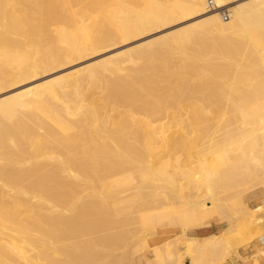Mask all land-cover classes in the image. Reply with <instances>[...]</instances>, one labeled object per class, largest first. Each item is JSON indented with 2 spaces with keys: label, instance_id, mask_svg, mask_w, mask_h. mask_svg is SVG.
<instances>
[{
  "label": "rangeland",
  "instance_id": "obj_1",
  "mask_svg": "<svg viewBox=\"0 0 264 264\" xmlns=\"http://www.w3.org/2000/svg\"><path fill=\"white\" fill-rule=\"evenodd\" d=\"M258 1L259 0H227V4L228 6L230 5L231 6L232 5H251V4L256 5L258 4ZM124 3H127V6L131 7L130 10L128 11V15L130 18L135 17L136 9H139V8L142 9L145 7V3H142L141 0H139L138 2L136 0H124ZM29 5H30L29 9L33 8V6L30 3ZM69 5L70 4L68 3V6ZM82 7L87 8L86 14L79 12L80 10H82L80 9ZM222 8L226 9L227 7H222ZM222 8L216 9V11L219 12L220 10H222ZM73 9H76V13H74L75 16L74 14L72 16L73 18H76L75 20L73 19L74 22L76 21L74 26L88 22V19H87L88 16L89 17L98 16L99 14L97 11H95L96 10L95 5L76 4V6L73 7ZM19 12L20 11H17V10L15 11L16 15H18L19 17V20L31 18V17H38V18L44 17L43 19L48 21L47 25L49 27L53 28L54 26L59 25L58 22L51 23L53 21L51 17L49 15L47 16V14H41L39 10L38 12L36 11V13H31L32 11L27 10V12L31 14L23 13L22 16L20 14L22 12L20 13ZM214 12H215L214 10H211L210 8H208V4H196L194 9H192L191 11L185 14L177 16L172 20L155 21L152 23H145L143 25H139L137 28H135L134 30L130 31L129 33L125 35H117L112 40H108L107 42L103 44H100L98 46H94L92 48L84 50L82 53L77 54V55L76 54L75 55L73 54L64 55V57L58 62L45 66L36 72H30L21 78H16V79L8 78L0 84V100H1L11 95H17L18 93H20L23 89L27 87L38 85L49 79H53L55 77H58L64 74L69 75L68 77L72 79L73 77L78 76V74H81L85 68L97 66V64L101 63L104 60L106 61L109 59H116V60L124 59L122 61L123 65L129 67L131 63L129 61L128 62L125 61L126 56H128L129 54H133V55L135 54V55H140V57H142V59L140 58L141 62L139 63V66L138 65H137L138 67L135 66L137 67V68L134 67L135 69L131 68L133 71H136V69H138L137 71H139L141 67L140 69L141 72L136 71L137 72L136 74H134L135 72H133L134 78L130 77L131 79L128 78V81H126L127 79L125 77L121 78L119 76H113V78H116V80L114 81V79H112V75H109V77L111 76L109 79L108 75L103 74L101 76V74H99L98 75L99 77H96L95 79H93L94 81L92 80L93 83L95 82V80H97L96 83H94V86H95L94 87L91 84L92 83L91 80L89 81L85 77H81L82 80L80 79V82L78 83L79 85L78 88L80 89V91L82 90L81 91V93L83 92L82 96L84 95L86 96V97L84 96L85 98L81 96L82 101L85 105L84 107L85 110L83 109L84 110L83 114L76 115V119L77 118L78 119L77 120L74 119V120L76 124L75 126L78 129L73 130L72 131L73 133L72 132L69 133V136L67 135L68 137L62 134L57 135V133L55 132L54 134L51 135L52 132H49L48 127L46 128V126L45 127L43 126V128L47 130L41 131L43 128L37 129L39 134L35 133L37 135L36 139L34 137L35 135L34 136L32 135V138L29 136L31 140H28V139L26 140L27 142L23 144L24 148L22 147L21 152H18L13 147V149L10 148V152L12 150L11 156L5 159L2 158V160L0 159V162L2 161V163L0 164H3L4 169L6 167H7L6 169L13 168L12 165L16 163L17 164L25 163V165H27V168L30 167L29 171H31L30 169L32 170L35 169L33 166H36V165L38 166L39 162H42L43 160H44L43 162L47 161L49 162V164H53V163H55V165L60 164L59 166H55L53 164V165H50L49 167L52 169H57V168H60V166L62 165H61V162H59L58 164V161L60 160H54L55 159L54 154H57V155L59 154L60 156L58 157L60 159L62 158L61 161L64 160L62 162L64 164V163L70 162L69 155L71 154L67 153L69 152V150L71 153H75L77 151L76 153L78 155L77 154L76 155L81 157L80 154H82L83 151L85 153L86 149H88L90 153H92L91 151L93 150H94L93 152L95 153L96 146H97V150L100 149L99 150L100 152L96 150V154L98 156L97 157L95 156V157L97 158V160L96 158L94 160H90L91 159L90 157L88 158L89 161L92 162V165L94 163L93 168L94 166L96 169L98 167L101 168V169L100 168L97 169V170L100 169L98 171L99 173L95 172L97 171L96 169L92 170L93 169L92 165L90 166L91 164L90 162L87 163L88 160L86 158L83 159V157H81V160H80L76 157V173H75L76 176H73L74 174H72V176L71 174H69L70 176H68V175H65V173L63 174L60 173L59 175H57V173H55L58 176V178H56L54 177V175H52L53 171L51 172L52 174H50V172H48L47 170L46 171L43 170L40 173L37 171L38 175L37 174L35 175L36 172L33 170L32 172H34L33 173L34 175H31L32 173H30L31 181H29L30 178L29 176H27L28 178L27 177L23 178V180L25 179L24 180L25 183H23V180L21 179L20 183L17 185V187L21 185L23 186V188L27 186V188L26 187L24 188V190L26 189L28 190L27 192L22 190L23 189L22 188V189H19L20 191L22 190L19 196L16 195V198L19 199L20 202L25 201L24 203H21V206L23 207L41 209V211L43 209V211L45 212L47 211L48 213L47 215L49 214L52 215V219L55 218L56 216L61 217V215H63L62 217H64L67 209H68V212L72 211V214L71 212L70 214L66 212L65 217L69 216L68 217L69 219L67 222H65L66 223L65 225L68 227L73 226V225L76 226V242H73V243L71 242V244H66V243H62L61 241L59 242L57 241V243L54 244L55 246L53 247H55L54 249H58V246L59 248L61 246V249L56 250L58 251L59 255H61V252H62V256H64V254L65 255L67 254L66 256L69 257L70 256L68 255L70 253L69 251H71V249L72 250L76 249L75 251L71 252L72 255L70 256L71 258L73 255L76 254V257L73 256L71 258V259L76 258V264H145L146 260L148 258H151L150 256V252H151L152 258L151 260L147 261V264H164L162 256L160 257L159 255V257L157 258L156 256H154L155 253L157 252L161 254L162 247L166 243H169L172 246L174 251L177 245H182L184 243L186 238L182 237V235L180 234V229L177 226H171V225L152 226L147 229L140 227L137 221L138 212H142V210L143 212L152 210L156 207L155 205L156 203L160 204L163 202L182 201L187 206H190L194 204L195 201L200 202V201L207 200V196L205 195L203 191V185L200 183V181L195 179L196 177L195 176V171H196L195 161L197 160V158L187 157L186 148L188 146H192L193 143H197L200 145L198 154L200 155L206 154L207 152H210L213 149H215L217 146L223 144L225 140L233 138L234 135L235 136L237 135L233 128L234 125H236V123L231 124L232 123L231 119L237 115L239 118L242 117L244 121L246 120V122L249 125H251V122H253L254 119L257 118V115L261 114L262 111H264V96L259 95V94L251 95L250 98L239 100L238 103H240L239 104L240 106H238L236 100L235 101L231 100L232 98L231 96H233L232 92H236L237 89L241 90L243 86L247 85L250 82L256 83V86H259L260 83L264 85V77L259 71L260 68L258 69L259 67L258 62L254 58L253 59L250 58L248 54L245 53V51L242 48L243 47L242 44L240 45V42L238 41L234 42L233 46L230 48L231 50L229 49L227 52L225 51L226 50L225 46H221L219 45V43H216L214 45L215 47L214 49H216L217 52L216 51L215 53L214 51L208 52L210 53V57L208 56L206 60H205V56H207L206 55L207 52L204 51L205 53H203V56H204L203 63L205 67L201 68L204 72L202 70H199V71L197 70L196 73L188 72V68H186L187 67L186 63L188 62H184V60L181 61L182 56L179 57L178 53L177 52L175 53L176 47L173 45L172 47L169 48L170 50H168L169 52L170 51L172 52L170 53L168 52L170 57H169V61H167L166 63L162 62L161 59L159 60L158 57H156L155 59L156 60L158 59V61L160 62L156 61L155 59L147 63L146 61L144 62L143 56H145V54H144V50L142 49L151 43H155V45L158 46L159 43L161 44V41L165 39L170 40V37H172L173 34H177L178 32H181L183 28L194 25L197 22H200L201 20L212 15ZM17 30H18V34L26 35L28 38L37 34L35 27L32 28V26H29L27 24V22L22 25V29H17ZM169 43L171 42L169 41ZM28 48L32 56L37 55L36 49L32 44H30ZM138 50L140 51L138 52ZM173 56L175 58L176 56L178 57L175 60ZM228 56L230 58H228ZM173 59L175 61H173ZM226 60H229L231 63ZM161 65H163L165 69ZM179 66H180V69L177 68ZM209 67L211 68V70ZM142 68H146V69L142 70ZM147 68L149 69L147 70ZM178 69H179L180 75L179 73H177ZM205 69L207 72L205 71ZM166 71H168L169 75L167 74ZM250 71H251V75H250ZM165 72L166 74H164ZM174 73H176L177 75L176 74L174 75ZM203 73H204V76L201 75ZM185 76L187 78H185ZM182 77L185 79H182ZM211 77H212V80H211ZM103 78H105V80L108 79L109 82H107L108 80L107 81L102 80ZM133 79L135 81L134 83H136L134 85H132ZM220 79L221 81H219ZM242 79L244 80L242 81ZM110 80L112 81L111 84H110ZM123 80L128 83H125ZM182 80H186V81L182 82ZM119 81L121 82V84H119L120 83ZM236 81H238V83ZM97 82H101L102 84L98 83L99 84L98 85ZM105 82H107L108 84L106 85ZM123 82L127 85L125 86ZM179 82L181 83L189 82V86L191 87H197L198 83H200L201 86L197 90H199V93H202L203 98L202 97L198 98L197 96H191V95L190 96L184 95V97L181 98V101L184 104H182V102L180 101L181 103L180 107H182L183 110H180V109L178 110V108H176L178 98L177 96L176 97L174 96L175 95L174 87H177V84H180ZM113 83L114 85L116 84V87H117L116 90H115V87L112 86ZM129 83H131V85ZM138 83L144 84V85L141 86ZM224 83L225 84L227 83V84L225 85ZM129 85L130 87L131 86L132 87L129 88ZM143 86L144 88L146 87L147 89H144ZM133 87H135V89ZM136 87L139 88V90ZM124 88L126 89L129 88V90L131 89L130 92L132 91V93H130L128 89L126 91V89ZM142 88L145 91L142 90ZM111 89H113L112 90L113 93ZM219 89H220V92H219ZM232 89H234L235 91ZM118 91H119V94L121 95H123V93H124V96L127 95L126 97L128 99L121 95H120L121 96L120 99L117 98L116 96H119V95L118 94L114 95V94L118 93ZM147 91L151 94L153 93L154 98L157 97L156 100H158L159 98H164V97L167 98L170 104L172 103L171 105L172 108L169 107L168 112L166 111L165 113L161 115L158 114L159 112L153 113L154 109H152L151 101H149L151 102L150 103L151 105L149 104V102L147 103V105H146V102H144V105H143L142 99L144 95L147 93ZM168 91H171L169 95H168L169 93ZM137 94H140V95H137ZM24 95H27V94H24ZM136 96L138 99L136 98ZM124 98L127 100H125ZM130 98L131 99L134 98L135 100L137 99V104L135 101H133L134 99L131 101ZM147 98H144V99H147ZM85 99L86 100L89 99L87 100V103ZM129 100L131 101L130 104H129ZM75 101H76V97H75ZM128 106H131V109ZM169 109L172 111H170ZM173 110L175 111L173 112ZM84 112H85V115H84ZM86 113H88V116L86 115ZM151 113H153L155 116ZM121 115L122 117H120ZM92 116L94 117L96 116V117L94 118ZM122 118H124L125 120ZM122 121H123V124H122ZM28 123H30V125ZM77 123L78 124L81 123V125H78ZM94 123L96 125H94ZM24 124H27L25 125L26 127L24 126ZM20 125L23 126L22 128L25 127L26 129H32V130L35 129L34 125H32V122H29V121L20 123L18 126ZM101 129H103L102 130L103 132L101 131ZM41 132H43L44 134ZM56 135L59 136V138ZM106 137L109 139V141L106 140ZM49 138L50 140L47 141ZM103 138L106 140V143H104L105 140H103L104 142L101 140ZM63 139L66 141H63ZM100 141H101V144H99ZM45 142H47V144ZM53 142H56V144H53ZM62 142L65 144H62ZM87 143L89 145H92L94 149L90 150L92 149V146H90L91 147L90 148L89 145H87ZM30 146H32V148ZM83 146L85 148H82ZM86 146L89 148H87ZM35 147L37 151L34 149ZM64 147H67L69 149L67 148L64 149ZM103 147L104 149L106 148L105 151ZM101 148L103 151L101 150ZM32 149L34 150L35 154L33 153ZM88 150H86V152H88ZM78 151H82V152H78ZM104 152H107L108 155H106ZM24 154L26 155V157ZM43 154L45 156H42ZM46 154L47 156L48 154L49 156L51 154L52 156H50V158L51 157L53 158L49 159V157H46ZM20 156L21 158L19 159ZM37 156L39 157L37 158ZM88 156L89 155H87V157ZM105 156H109L110 158L108 160L110 161L109 163H107L108 161L105 159ZM125 156H127L128 158L126 159ZM58 157L56 156V159ZM102 157L104 159H102ZM164 158L167 159L168 161V168H169L168 172H166L165 174L161 176L154 174L153 171L149 168L150 165L158 166L157 164H160V162L165 163L166 160ZM66 159L68 161H66ZM162 159L164 160L162 161ZM7 160H9L11 163H9V161L8 163H6ZM16 160H19V161H16ZM82 160L84 163L83 166L87 168L82 166L81 164ZM18 162H22V163H18ZM101 162L102 164L104 163V165H100ZM9 164H11V167L9 166ZM88 164H89V167H88ZM105 164L108 166H106ZM23 167L22 168L18 167V170L23 169ZM27 168L24 167V171H26L25 169ZM148 168L150 169V173L145 174V177L147 176L148 177L145 179H140L138 176L139 169L148 170ZM253 168L255 167L253 166ZM83 169L85 170V172ZM91 170L94 171L95 173H93ZM102 170L103 172L104 171L106 172L103 173ZM120 170H123V172L122 173L119 172ZM254 171L256 173L255 180L259 182L262 181L263 180L262 174H259L257 172V169H255ZM43 172H46V173H44L42 176ZM90 172L93 173L92 176ZM39 174L41 177H37L39 176ZM35 176L37 180L35 179ZM41 178L45 179L42 182H44V185L46 184V186L43 185V189L41 187L43 183L41 182L40 184V181L38 180V179L42 180ZM33 179L34 181H36V183L33 182ZM109 180H112V182L111 183L108 182L106 184V182ZM37 181H39V184L37 183ZM61 181H62V184H61ZM28 182L29 184L26 185V183ZM50 183H53V184H50ZM103 183L105 184L103 185ZM33 184L35 185L32 186ZM28 185L30 189L28 188ZM31 188L33 189L34 192L32 191ZM37 188L38 189L41 188V189L37 191L38 190ZM255 189L261 190L263 189V187L257 186L252 191H254ZM23 191L26 193L24 194ZM71 191L72 193H70ZM32 194L38 195V197H40V200H35V198L32 199L33 197H35L34 195L32 197ZM46 194H48L47 197H46ZM250 195H251V192L245 193L244 195L245 201H247L248 198H250ZM38 197L36 196L37 199ZM54 197L56 198L54 199ZM48 199H50L51 205L53 204L52 206L48 205L49 204L47 203ZM221 199L219 201L220 203H222V209H223L222 219L221 220L214 219V221H220L221 223L220 227L224 228V237L227 236L230 239L229 242L234 243V236H240V238H242L244 235H247L248 233H249L250 239H253L255 233H258L260 236L262 235V233L264 232V226H263L264 220L256 216L257 215L256 210L259 209L260 206L256 208H251L247 205V202H244V201H237L233 204H229L225 202L224 199H222L221 201ZM54 200H57L56 201L57 203ZM53 206H54V209H53ZM65 208H66V211H65ZM69 208H72V210ZM57 211L60 213V215L58 213H56L57 215L55 214V212ZM61 211H63L64 214H62ZM73 215H74V218H73ZM72 220L73 222L75 221L76 223L75 222L72 223ZM69 221H71L70 225H68ZM210 230L211 229L206 230L204 228L190 230L187 232V235L188 236H198ZM163 231H167V233H171L175 235L172 237V239L166 240L160 245L149 246L148 244L149 240L154 238V236L159 235ZM58 243H62V244L59 245ZM64 244L65 246H63ZM72 244H75V245H72ZM71 245L75 248L70 247ZM63 249L65 250L63 251ZM48 254L54 255L53 253L51 254L50 251Z\"/></svg>",
  "mask_w": 264,
  "mask_h": 264
},
{
  "label": "bare ground",
  "instance_id": "obj_2",
  "mask_svg": "<svg viewBox=\"0 0 264 264\" xmlns=\"http://www.w3.org/2000/svg\"><path fill=\"white\" fill-rule=\"evenodd\" d=\"M136 1L138 2L139 0H136ZM141 2L145 3V7L142 9L141 8L136 9L135 10L136 11L135 17L130 18L128 15V11L130 10L131 7L127 6V3H124V0H0V84L8 78H11V79L21 78L30 72H36L45 66H48V65L55 63V62H58L59 60H61L64 57V55H69V54L70 55H72V54L77 55V54L82 53L84 50H87V49L92 48L94 46H98L100 44H103V43L107 42L108 40H112L117 35H125V34L129 33L130 31L134 30L135 28H137L139 25H143L145 23H152L155 21L172 20L179 15H182V14H185V13L191 11L192 9H194L196 4H208V8H210L211 10H214L215 12L212 15H210L209 17L201 20L200 22H197L194 25L187 26V27L183 28L181 30V32H178L177 34H173L172 37H170V40L167 39L168 40L167 41L165 39V40L161 41V44L160 43H159V45L157 44L158 46H156L155 43H151L152 45L149 44L148 46L143 48L142 50H144V54H145V56H143L144 57L143 61L144 62L146 61V63H147V62L154 60L156 57H158L159 60L161 59L162 62L166 63L167 61H169V57H170V55L168 54V52H169L168 50H170L169 48L172 47V45H173L176 47L175 53L177 52L179 57L182 56L181 61L184 60V62H188V63H186L187 67L184 66V67L188 68V72L189 73H196L197 70L198 71L202 70L201 68L205 67L204 63H203V61H204L203 53H205L204 51L207 52V54H206L207 56H205V60H206L208 58V56L210 57V53H208V52H213V51H214V53H215V51L217 52V50L214 49L215 48L214 45L216 43H219V45H221V46H225L226 50L225 49L224 50L227 52L233 46L234 42L238 41V42H240V45L242 44V46H243L242 48L245 51V53L248 54V56L250 58H252V59L254 58L258 62V64H259L258 69L260 68L259 71L261 72V74L264 77V0H259L258 4H256V5L251 4V5H232V6L231 5L228 6L227 0H212L213 6H209L208 0H141ZM29 3L33 6L34 9L33 8L29 9V6H30ZM68 3L70 4L69 6H68ZM76 4L95 5V8H96L95 11H97L99 14H98V16H90V17L88 16L87 17L88 22L74 26V24L76 22V21L74 22V20L76 18H73L72 16L74 13H76V9H73V7H75ZM222 7H227V8L224 9ZM219 8L220 9L222 8V10L228 11L229 17L227 19L223 18L222 13H221L222 10H220L219 12L216 11V9H219ZM80 9H82L79 11L80 13H83V14L87 13L86 7H84V8L82 7ZM16 10L22 12V13L19 12L21 14V16L23 15V13L24 14H31V13H36V11L38 12V10H39V12H41V14H47V16L49 15L51 17V19L53 20L51 23L58 22L59 25H56L53 28L49 27L47 25L48 21L43 19L44 17L43 18L42 17H40V18L31 17V18L19 20L18 15H16V13H15ZM27 10L32 11V12L28 13ZM74 16H75V14H74ZM26 22L29 26H32V28L35 27V29L37 31L36 35L28 38L26 35L18 34L17 29H22V25L25 24ZM169 41L171 43H169ZM30 44H32L35 47L36 53H37L36 56H32L30 54V51L28 48ZM217 47H218V45H217ZM233 48H235V47H233ZM172 49H174V48H172ZM139 51L140 50H138V52ZM244 51H243V53H244ZM170 52H172V51H170ZM233 52H235V51H233ZM218 53H219V51H218ZM134 55L129 54L125 58V61H127V62L129 61L131 63V65L129 67L123 65L122 61L124 59L123 60L119 59L120 61L116 60V59H109L106 61L104 60L101 63L97 64V66L85 68L81 74H78V76H75L72 79L70 77H68L69 75L64 74V75L55 77L53 79H49V80H47L43 83H40L38 85L27 87V88L23 89L17 95H11L9 97L1 99L0 100V159L2 160V158L5 159V158H8L9 156L12 155V150L10 152V148L13 149V147H14V149H16L18 152H21L22 147L24 148L23 144L27 142L26 140L27 139L31 140L30 137L32 138V135L33 136L35 135L34 137L36 139L37 135L35 133H38L37 129H39V128L42 129L43 126L44 127L46 126V128L48 127L49 132H52L51 135L54 134V132H55V133H57V135L62 134L64 136L66 135V137H68L69 133H71L75 129H78L75 126L76 124H75V120H74V119H76V115L83 114V111L85 110L84 109L85 105L82 101V97H84L85 95L82 96L83 92L81 93L82 90L80 91V89L78 88L79 87L78 83L80 82L81 77H85L87 80L92 81L96 77H99L98 76L99 74H101V76L104 74V75H108V77H109V75H112V79H114V81L116 80V78H113V76H119L121 78L125 77L127 79L126 81H128V78L133 77V72H135L134 74H136L137 72H141L140 71L141 67H140L139 71H137L138 69H136L137 72L133 71L131 69V68H133V69L137 68L139 66V63L141 62L140 58L142 59V57H140V55H135V56ZM178 56H176V58ZM176 58H175V60H176ZM211 58H213V57H211ZM228 58H230V57L228 56ZM158 59L157 60L155 59V60L158 61ZM175 60L173 59V61H175ZM226 61H229V60H226ZM158 62H160V61H158ZM155 63H157V62H155ZM176 65H178V64H176ZM205 65H206V63H205ZM213 65H215V64H213ZM135 66H137V67H135ZM161 66L163 67V65H161ZM207 67H208V65H207ZM153 68H154V66H153ZM163 68L165 69V67H163ZM170 68H169V70H170ZM177 68L180 69V66ZM177 68H176V70H177ZM143 69H146V68H142V70ZM148 69L149 68H147V70ZM179 69H178L177 73H179V75H180ZM210 70H211V68H210ZM168 71H166V72L169 75ZM205 71H206V69H205ZM166 72L164 74H166ZM175 74L176 73H174V75ZM246 74H247V72H246ZM201 75L204 76V73ZM208 75H210V74H208ZM250 75H251V71H250ZM140 76H142V75H140ZM170 76H172V75H170ZM221 76H222V74H221ZM221 76H220V78H221ZM110 77H109V79H110ZM226 77H228V76H226ZM185 78H187V77L185 76ZM185 78L182 77V79H185ZM118 79H120V78H118ZM102 80H105V78H103ZM107 80H105V81H107ZM111 80H110V84L112 82ZM189 80H187V81H189ZM211 80H212V77H211ZM243 80L244 79H242V81ZM93 81H92V83L91 82L90 83L94 86V83H96L97 80H95L94 83H93ZM126 81H124V82L128 83ZM183 81H186V80H182V82ZM219 81H221V79ZM107 82H109V80ZM107 82H105L106 85L108 84ZM124 82H123V84H125ZM134 82L135 81L133 79L132 85L136 84ZM139 82H141V81H139ZM236 82L238 83V81H236ZM98 83H101V82H97V84ZM105 83H103V84H105ZM117 83H118V81H117ZM179 83L180 84H177V87H174V89H175V91H174L175 95L174 96L175 97L177 96V98H178V99L176 98L177 99V105H176L177 107L176 108H178V110L179 109L183 110V108L180 107V104H181L180 101H181V98L184 97V95H188V96L191 95V96H197L198 98H201V97L203 98L202 93H199V90H197L201 86L200 83H198L197 87L189 86V82L188 83L179 82ZM119 84H121V82ZM129 84L131 85V83H129ZM138 84H140V83H138ZM126 85L127 84H125V86ZM130 85H129V88L132 87V86L130 87ZM140 85L142 86L144 84H140ZM112 86L115 87V90L117 89L116 84L114 85V83H113ZM170 86H171V84H170ZM99 87H101V86H99ZM168 87H169V85H168ZM129 88H127V89L130 92L131 89L129 90ZM133 88L135 89V87H133ZM143 88H144V86H143ZM143 88H142V90L147 89L146 87L144 89ZM161 88H163V87H161ZM124 89H126V88H124ZM127 89H126V91H127ZM137 89L139 90V88H137ZM112 90L113 89H111V91ZM232 90H234V89H232ZM152 91H154V90H152ZM168 92H169L168 93V95H169L171 91H168ZM219 92H220V89H219ZM112 93H113V91H112ZM130 93H132V91ZM208 93H209V91H208ZM24 94H27V95H24ZM116 94L119 95V96H116L119 99L121 96H124V93H123V95H121V94H119V91H118V93H115L114 95H116ZM154 94H156V93H154ZM232 94H233V96H231L232 97L231 100H234V101L236 100L238 106H240L239 105L240 103H238L239 100H244V99L250 98V96L254 95V94H259V95L264 96V85H262V83H260L259 86H256V83L250 82L247 85L243 86V88L241 90L237 89L236 92H232ZM128 95H129V93H128ZM137 95H140V94H137ZM205 95H206V93H205ZM126 96H124V97H126ZM172 96H173V94H172ZM226 96H227V94H226ZM75 97H76V101H75ZM160 97H162V96H160ZM136 98H137V96H136ZM144 98H147V99H144ZM172 98H174V97H172ZM99 99H101V98H99ZM127 99H125V100H127ZM133 99H131V101ZM137 99L133 100L136 102V104H137ZM156 99H157V97L154 98L153 93L151 94L147 91V93L144 95V97L142 99L143 105H144V102H146V105H147V103L149 101H151L152 102V109H154L153 113L159 112L158 113L159 115L165 113L166 111L168 112L169 107L172 108L171 107L172 103L170 104V102L167 98L164 97V98H159L158 100H156ZM87 100H89V99H87ZM87 100H86V103H87ZM90 101H89V103H90ZM120 101H122V100H120ZM131 101L129 100V104L131 103ZM151 102H149V104ZM172 102H173V100H172ZM96 103H98V102H96ZM182 104H184V103L182 102ZM128 107H130V109H131V106H128ZM147 107H149V106H147ZM99 109H97V110H99ZM103 109H105V108H103ZM173 109H175V108H173ZM87 111H89V110H87ZM170 111H172V110H170ZM174 111L175 110H173V112ZM98 112H100V111H98ZM153 113H151V114H153ZM89 114H91V113H89ZM84 115H85V112H84ZM86 115L88 116V113H86ZM123 115H124V113H123ZM130 115H131V113H130ZM92 117H94V116H92ZM120 117H122V115ZM83 118H84V116H83ZM88 119H90V118H88ZM122 119H124V118H122ZM129 119H130V117H129ZM231 120H232L231 124L236 123V125H234L233 128H234V131L236 132L237 135L236 136L234 135L233 138L225 140V142L223 144L217 146L215 149H213L210 152H207L206 154H201V155L198 154L200 145L197 143H193L192 146H188L186 148V156L187 157H189V158L196 157L197 158V160L195 161L196 162V171H195L196 177H195V179L200 181V183L203 185V191H204L205 195L207 196V200L200 201V202L195 201V203L190 205V206H187L182 201L163 202L160 204L156 203L155 204L156 207L154 209L149 210L147 212H143V210H142V212H138L137 221H138L140 227L153 225V224L157 225V224H161V223H168V224H172L173 226L180 225L183 227L182 229H186V228L196 227L199 224L206 222L207 220H209L210 218H212L214 216L215 217L219 216L218 219L220 220V218L222 219V210H221L222 209V203H220V201H219L221 198L224 199L225 202H227L229 204H233L237 201L246 202L244 199L245 193H247V192L250 193L257 186H262L263 190H264V111H262L261 114L257 115V118L254 119L253 122H251V125H249L246 122V120L244 121L242 117L239 118L238 115L235 116L234 118H232ZM26 121L32 122V125H34L35 129L34 130L26 129L25 125H27V124H24V126H25L24 128H22L23 127V126H21L22 124L20 126H18L20 123H24ZM97 121H98V119H97ZM100 122H101V120H100ZM28 124L30 125V123H28ZM122 124H123V121H122ZM78 125H81V123H79ZM94 125H96V124L94 123ZM78 127H80V126H78ZM30 128H32V127H30ZM103 129H101V131ZM29 130H31V131H29ZM43 130H47V129L43 128L41 131H43ZM41 133H43V132H41ZM44 133H45V131H44ZM27 137H29V138H27ZM40 137H42V136H40ZM57 137L59 138V136H57ZM107 137H106V140L109 141V139ZM35 139H34V141H35ZM49 140H50V138L47 141H49ZM101 140L103 141L105 139L103 138ZM106 140H105V142L104 141L103 142L106 143ZM63 141H66V140L63 139ZM45 143L47 144V142H45ZM27 144H29V143H27ZM35 144H34V146H35ZM53 144H56V142H53ZM62 144H65V143L62 142ZM84 144H86V143H84ZM99 144H101V141ZM87 145H89V144L87 143ZM84 146L82 148H85ZM90 146H92V145H89V147ZM30 147L32 148V146H30ZM56 147H54V148H56ZM67 147H68V145H67ZM67 147H64V149ZM89 147H87V148H89ZM95 148H96L95 153L93 152L94 151L93 146H92V149H90V150H93V151H91L93 154L90 153L88 149H86V150H88V152H86V150H85V153H84V151L83 152L78 151V152H82V154H80V153L79 154L81 155V157H83V159L86 158L88 160L87 161V163H88V162H90L88 159L89 157L91 158L90 160H94L98 156L96 154L97 146ZM106 148H107V146H106ZM34 149L36 150V147ZM44 149H45V147H44ZM51 149H52V147H51ZM67 149H69V148H67ZM103 149H104V147H103ZM105 149H104V151H105ZM99 150H97V151H99ZM101 150H102V148H101ZM32 151L34 153L33 149H32ZM52 152H51V154H52ZM76 152L71 153L69 150V152H67V153H70L73 156L69 155L70 157L69 156L68 157L70 158L69 159L70 162H67L64 164L62 163L64 160L61 161L62 158L60 159L58 157L60 155L54 154L55 155L54 160H60V161H58V164H59V162H61V165H62V166H60V168L56 167L57 169L49 168L50 165H53V164L55 165V163H53V162H52L53 164H49V162H47V161L43 162L44 161L43 160L42 162H39V164L37 163L38 166L37 165L33 166L35 168L33 170L36 172L35 175L38 172L40 173L43 170L44 171L47 170L48 172H50V174H52L51 172L53 171L52 175H54V177H56V178H58L57 175H59L60 173H62V174L65 173V175H68V176H70L69 174H71V176H72V174H74L73 176H76V174H75L76 173V157L81 160V157L77 156L78 154ZM107 152H104V153L106 155H108ZM37 153H39V152H37ZM58 153H59V151H58ZM87 153H89V154H87ZM51 154H50V156H52ZM60 154H62V153H60ZM103 154H102V156H103ZM87 155H89V156L87 157ZM39 156H37V158ZM42 156H45V155L43 154ZM50 156H49V154H48V156L46 154V157H49V159L53 158V157L50 158ZM56 156L58 157L57 159H56ZM25 157H26V155H25ZM62 157H64V156H62ZM125 157H126V159L128 158L127 156H125ZM20 158H21V156L19 157V159ZM28 159H26V160H28ZM67 159H66V161H68ZM102 159H104V158L102 157ZM105 159L108 161L110 158H109V156H105ZM164 159H162V161ZM80 160H78V161H80ZM96 160H97V158H96ZM165 160H166L165 163L160 162L161 165L157 164L158 166L150 165L149 168L153 171L154 174L161 176V175L165 174L166 172H168V169H169L168 168V161H167V159H165ZM8 161L9 160H7L6 163H8ZM16 161H19V160H16ZM109 162L110 161H108L107 163H109ZM0 163H2V161ZM9 163H11V162L9 161ZM18 163H22V162H18ZM90 163H91L90 164V166H91L92 162H90ZM16 164L12 165L13 168L8 167L9 169H6L7 167L4 169L3 164H0L1 165L0 166V264H76V258L71 259L73 256L76 257V254L70 258V256L72 255L71 252L75 251L76 249L75 250L71 249V251H69L70 253L68 254L70 256L67 257L66 256L67 254L66 255L64 254V256H62V252H61V255H59L58 251H56L58 249H61V246H60V248L58 246V249H54L55 247H53V246H55L54 244H56L57 241L58 242L61 241L62 243H66V244H71V242L72 243L76 242V226L73 225V226L68 227L65 225L66 224L65 222H67L69 219L68 218L69 216L65 217L66 212H68V209L66 211V208H65L66 212L64 211L65 212L64 217H62L63 215H61V217L56 216L55 218L52 219V215H50V214L47 215L48 214L47 211L45 212V211H43V209L41 211V209H35V208H31V207L21 206V203H24L25 201L20 202L19 199L16 198V195L19 196L20 192L22 190H24L25 187L27 188V186H25L23 188V186L19 185L17 187V185L20 183L21 179L23 180V178H25L27 176H29V178H30L29 181H31L30 173H32L31 175H34L33 174L34 172H32L33 171L32 169H30L31 171H29L30 167L27 168V165H25V163L17 164V165ZM26 164H28V163H26ZM81 164H82V166L84 165L83 160H82ZM31 165H33V164H31ZM31 165H29V166H31ZM59 165H55V166H59ZM93 165H94V163H93ZM93 165H92V168H93ZM100 165H104V163L102 164V162H101ZM9 166L11 167V164H9ZM23 166L27 168V169H25L26 171H24ZM106 166H108V165H106ZM253 166L255 168H253ZM18 167L19 168L23 167V169L18 170ZM83 167H85V166H83ZM88 167H89V164H88ZM85 168H87V167H85ZM98 168H100V167H98ZM149 168H148V170L139 169L138 176L140 179H145L148 177V176L145 177V174L150 173ZM95 169L96 168L94 166V168L92 170H95ZM255 169H257V172L259 174H262L263 180L260 182L255 180L256 179V173L254 171ZM99 170H97L95 172L99 173L98 172ZM103 170H102V172H103ZM48 172H47V174H48ZM84 172H85V170H84ZM92 172L95 173L94 171H92ZM104 172H106V171H104ZM119 172L122 173L123 170H120ZM44 173H46V172H43L42 176ZM55 173H57V175ZM93 173H91V176ZM37 177H41L40 174ZM35 179L37 180L36 176H35ZM24 180H23V183H25ZM38 180L40 181V184H41V182L44 181L45 179L43 178L42 180H40V179H38ZM39 181H37L38 184H39ZM33 182L36 183V181H34V179H33ZM108 182L111 183L112 180L107 181L106 184ZM42 183L43 184L41 187L43 189L44 182H42ZM27 184H29V182L26 183V185ZM38 184H36V185H38ZM50 184H53V183H50ZM61 184H62V181H61ZM104 184L105 183H103V185ZM34 185L35 184H33L32 186H34ZM20 186H21V188H20ZM44 186H46V184ZM28 188H29V185H28ZM57 188H59V187H57ZM19 189H22V190L20 191ZM39 189H41V188H39ZM39 189L37 191H39ZM70 189H72V188H70ZM24 191L27 192L28 190L26 189ZM32 191H33V189H32ZM26 192H24V194ZM43 192H45V191H43ZM48 193H49V191H48ZM70 193H72V191ZM65 194H66V192H65ZM33 195L34 194H32V197H33ZM47 195L48 194H46V197H47ZM49 195H50V193H49ZM34 196L35 197H33L32 199L35 198V200H40V197H38V195H34ZM36 196L38 197V199L36 198ZM55 198L56 197H54V199ZM71 198H72V196H71ZM45 199H47V198H45ZM62 199H63V197H62ZM222 199H221V201H222ZM54 201L56 202L57 200H54ZM61 201H59V202H61ZM33 202H35V201H33ZM47 203H49L48 205H51L50 199H48ZM25 205H27V204H25ZM55 205H57V204H55ZM73 205H74V203H73ZM51 206H49V207H51ZM54 206H53V209H54ZM69 209L72 210V208H69ZM55 210H57V209H55ZM60 210H58V211H60ZM58 211L55 212V214L58 213L60 215V213ZM61 212H62V214H64L63 211H61ZM70 212L72 214V211H70ZM70 212H68V213L70 214ZM52 213H53V211H52ZM73 218H74V215H73ZM73 220H72V223L75 222V221L73 222ZM70 222L71 221H69L68 225H70ZM255 236L259 237L260 235L258 233H255L254 237ZM256 239H258V238H256ZM229 241H230V239L227 236L224 237V253H225L224 258L229 257V253H230L231 249L233 248V245ZM62 243H58V244L60 245ZM214 243H215V241H214ZM72 245H75V244H72ZM72 245L70 247H73ZM206 245L211 249L212 245H213L212 239H208V241H206V243H205V246ZM63 246H65V244ZM73 248H75V247H73ZM65 249H66V247H65ZM65 249H63V251ZM49 251L51 252V254L53 253L54 255L48 254ZM229 264H231V260H230Z\"/></svg>",
  "mask_w": 264,
  "mask_h": 264
},
{
  "label": "crops",
  "instance_id": "obj_3",
  "mask_svg": "<svg viewBox=\"0 0 264 264\" xmlns=\"http://www.w3.org/2000/svg\"><path fill=\"white\" fill-rule=\"evenodd\" d=\"M246 202L251 208L260 206V208L256 210V216L264 220V190L255 189L254 191H251L250 198H248ZM221 210L223 212V209ZM218 217L219 216H214L206 222L192 228L182 229V226L175 225L180 229L182 237L186 238L184 243L182 245H177L175 251L169 243H166L162 247L161 254L156 252L154 256L157 258L159 255L160 257L162 256L164 264H229L230 260L231 264H264V232L259 237L255 236L258 238L256 239L254 237L256 240L254 238L250 239L249 233L242 238H240V236H234V243L231 242L233 248L229 253V257L224 258V228L220 227V221H214V219H218ZM163 225L173 226L172 224L161 223L144 226L142 228L147 229L152 226ZM201 228L211 230L198 236L187 235L188 231ZM174 235L175 234L163 231L159 235L150 239L148 244L149 246L160 245L164 241L172 239ZM208 239H212L213 242L211 249L207 245L205 246ZM246 241L248 242L246 243ZM150 256L152 258L151 252ZM151 258H148L145 264H147V261L151 260Z\"/></svg>",
  "mask_w": 264,
  "mask_h": 264
},
{
  "label": "built area",
  "instance_id": "obj_4",
  "mask_svg": "<svg viewBox=\"0 0 264 264\" xmlns=\"http://www.w3.org/2000/svg\"><path fill=\"white\" fill-rule=\"evenodd\" d=\"M208 1H209V6H213L212 0H208ZM221 13H222V16H223L224 19H227L229 17V13H228L227 10H222Z\"/></svg>",
  "mask_w": 264,
  "mask_h": 264
}]
</instances>
